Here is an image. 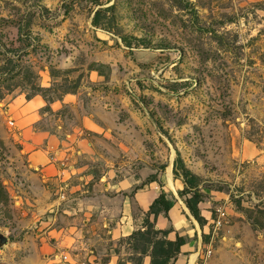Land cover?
I'll list each match as a JSON object with an SVG mask.
<instances>
[{"label":"rangeland","instance_id":"rangeland-1","mask_svg":"<svg viewBox=\"0 0 264 264\" xmlns=\"http://www.w3.org/2000/svg\"><path fill=\"white\" fill-rule=\"evenodd\" d=\"M18 94L92 150L80 175L29 164ZM159 229L188 244L168 264H264V0H0V264H142Z\"/></svg>","mask_w":264,"mask_h":264},{"label":"crops","instance_id":"crops-1","mask_svg":"<svg viewBox=\"0 0 264 264\" xmlns=\"http://www.w3.org/2000/svg\"><path fill=\"white\" fill-rule=\"evenodd\" d=\"M35 108L33 102L24 99L21 94L13 97L8 104L11 118L14 120L17 130L21 134V140L25 145L29 164L37 170L38 174L47 179L59 180L62 175L65 178L73 173L80 175V172L84 170L83 158L91 156L92 150L87 148L77 149L73 143L75 140L74 134L61 136V134L49 128L40 129L36 127L40 114ZM83 123L86 124L85 120ZM171 222L173 223V220ZM167 225L168 223L163 228ZM109 231L111 239L122 234L114 226ZM186 232L188 233V231ZM194 234L196 235L195 230ZM68 243L71 242L66 241L65 245ZM188 250V244H184L181 248V252H187ZM142 264H150L149 257L144 258Z\"/></svg>","mask_w":264,"mask_h":264},{"label":"trees","instance_id":"trees-1","mask_svg":"<svg viewBox=\"0 0 264 264\" xmlns=\"http://www.w3.org/2000/svg\"><path fill=\"white\" fill-rule=\"evenodd\" d=\"M184 187L179 191V195L184 197V204L189 210L190 214L194 219L202 225V216L200 214V209L198 203L201 201V193L196 188L197 178L192 175L188 169H183L182 172ZM172 199L167 198L165 193H160L150 204L148 209V214L153 215L154 219L159 215L163 214L167 216L168 211L172 208ZM161 233L163 237L155 241H151L148 233L138 231L140 240L145 243L142 248L141 254H146L150 256V264H168L172 259L176 258V255L180 252V248L184 245V240L181 237L175 238V240L167 239V232L164 230H157ZM147 246L151 247L148 253Z\"/></svg>","mask_w":264,"mask_h":264},{"label":"built area","instance_id":"built-area-1","mask_svg":"<svg viewBox=\"0 0 264 264\" xmlns=\"http://www.w3.org/2000/svg\"><path fill=\"white\" fill-rule=\"evenodd\" d=\"M10 124L13 125V121H10ZM56 259L62 264H95L94 260H81L79 258H72L67 252H62Z\"/></svg>","mask_w":264,"mask_h":264},{"label":"water","instance_id":"water-1","mask_svg":"<svg viewBox=\"0 0 264 264\" xmlns=\"http://www.w3.org/2000/svg\"><path fill=\"white\" fill-rule=\"evenodd\" d=\"M8 241V238L2 234H0V245L6 244Z\"/></svg>","mask_w":264,"mask_h":264}]
</instances>
